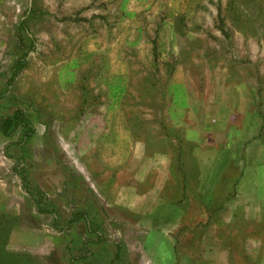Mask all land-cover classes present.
<instances>
[{"label":"rangeland","instance_id":"1","mask_svg":"<svg viewBox=\"0 0 264 264\" xmlns=\"http://www.w3.org/2000/svg\"><path fill=\"white\" fill-rule=\"evenodd\" d=\"M16 111L8 263L264 264V0H0Z\"/></svg>","mask_w":264,"mask_h":264},{"label":"trees","instance_id":"2","mask_svg":"<svg viewBox=\"0 0 264 264\" xmlns=\"http://www.w3.org/2000/svg\"><path fill=\"white\" fill-rule=\"evenodd\" d=\"M18 23H19L18 24V28L24 31L25 36L31 42L30 46L33 47V41L28 35V31H27L28 29H27L25 23H23V21H20ZM26 57H27L26 53L23 54V56L21 58H19V60H17V62L13 65L12 74H11V77H10V83L15 80V77H17L19 72L22 70V68H23V66L25 64L24 60H25ZM18 128L22 130V135L23 136H22V139H21L20 144H19V145H22L27 140H29L30 137L34 133L33 126L30 123H28V121L25 118L24 114L22 112H20V111H16V112H14L13 114H11V115H9L7 117L0 118V133L2 135H5V136L7 135L8 136V134L12 133L15 129H18ZM37 194H40V193H37ZM40 196H41V194H40ZM42 201H43L42 198H40L39 200L37 199L35 201L36 210L38 212H40V213L44 212L40 208V203ZM2 233H3L2 229H0V264H10V263H8L6 261L8 258L11 259V257L4 252V247L3 246L5 244L4 243L5 238H3ZM14 261H16V260H14ZM13 264H15V263L13 262Z\"/></svg>","mask_w":264,"mask_h":264},{"label":"crops","instance_id":"3","mask_svg":"<svg viewBox=\"0 0 264 264\" xmlns=\"http://www.w3.org/2000/svg\"><path fill=\"white\" fill-rule=\"evenodd\" d=\"M0 153H1L0 156H3V153L2 152H0ZM3 190L4 189L1 187L0 188V213H3V211L5 210V207H7L6 201H5L7 199L5 196L6 191L5 190L3 191Z\"/></svg>","mask_w":264,"mask_h":264}]
</instances>
